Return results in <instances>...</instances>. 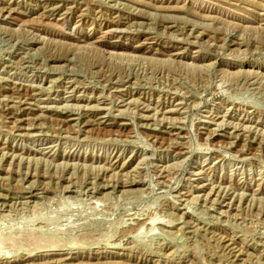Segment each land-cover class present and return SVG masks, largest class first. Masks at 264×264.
<instances>
[{"label": "rangeland", "instance_id": "obj_1", "mask_svg": "<svg viewBox=\"0 0 264 264\" xmlns=\"http://www.w3.org/2000/svg\"><path fill=\"white\" fill-rule=\"evenodd\" d=\"M0 264H264V0H0Z\"/></svg>", "mask_w": 264, "mask_h": 264}]
</instances>
